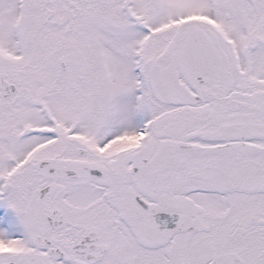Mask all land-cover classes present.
Masks as SVG:
<instances>
[{
	"label": "snow or ice",
	"instance_id": "obj_1",
	"mask_svg": "<svg viewBox=\"0 0 264 264\" xmlns=\"http://www.w3.org/2000/svg\"><path fill=\"white\" fill-rule=\"evenodd\" d=\"M0 264H264V0H0Z\"/></svg>",
	"mask_w": 264,
	"mask_h": 264
}]
</instances>
